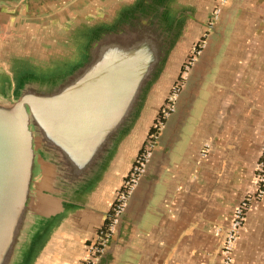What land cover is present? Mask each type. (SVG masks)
I'll return each instance as SVG.
<instances>
[{
    "label": "crops",
    "instance_id": "0c3cea01",
    "mask_svg": "<svg viewBox=\"0 0 264 264\" xmlns=\"http://www.w3.org/2000/svg\"><path fill=\"white\" fill-rule=\"evenodd\" d=\"M201 57L189 75L187 110L161 130L99 264L222 263L217 229L255 192L264 159V0H228ZM139 147L113 160L88 207L63 223L71 250L58 264H81ZM233 264H264V197L247 212Z\"/></svg>",
    "mask_w": 264,
    "mask_h": 264
},
{
    "label": "water",
    "instance_id": "95a60500",
    "mask_svg": "<svg viewBox=\"0 0 264 264\" xmlns=\"http://www.w3.org/2000/svg\"><path fill=\"white\" fill-rule=\"evenodd\" d=\"M23 1L0 0V7ZM152 32L144 41L138 39L143 44L140 53L147 56L141 67L131 65L127 56L119 57L82 86L78 80L92 70L35 87L15 86L0 72V264H58L69 251L71 238L63 223L85 210L102 185L142 89L163 58L166 35ZM138 40L131 35L128 43ZM115 53L94 56L90 63L107 61ZM127 67L141 70L135 71L137 80L125 99H118L110 81ZM46 110H58L65 117L54 121Z\"/></svg>",
    "mask_w": 264,
    "mask_h": 264
},
{
    "label": "flooded vegetation",
    "instance_id": "af4514ba",
    "mask_svg": "<svg viewBox=\"0 0 264 264\" xmlns=\"http://www.w3.org/2000/svg\"><path fill=\"white\" fill-rule=\"evenodd\" d=\"M227 2L27 0L13 6L0 7V72L11 78L15 86L31 84L35 87L73 73L86 75L92 70L85 78L78 80V85L82 86L96 71L119 57L122 60L127 56L132 60L131 65L141 67L147 56L140 53L143 44L139 40L144 41L149 35L146 33H153L154 29L162 31L166 35L163 58L154 76L142 89L139 105L120 136V146L114 156V160H124V156L138 142L140 147L134 162L149 142L154 147L161 130L175 114V101L207 49L211 33L216 31ZM218 7L220 9L216 13ZM173 28L175 30L169 34ZM131 35H136L138 43H128ZM107 51L110 54L116 53L107 61L91 65L90 60L94 56L103 55ZM128 51L134 52L128 54ZM134 68H123L113 76L109 85L113 96L125 99L130 86L137 80L138 75H134L137 69ZM24 77L28 79L24 80ZM176 90L173 109L166 113L165 109ZM186 110L184 108L182 112ZM45 114L54 121H62L65 117L58 110H46ZM126 177L121 185L114 187L107 215L95 230L94 237L101 228L108 225L116 195ZM65 222L71 225L72 217Z\"/></svg>",
    "mask_w": 264,
    "mask_h": 264
},
{
    "label": "built area",
    "instance_id": "2783aa9c",
    "mask_svg": "<svg viewBox=\"0 0 264 264\" xmlns=\"http://www.w3.org/2000/svg\"><path fill=\"white\" fill-rule=\"evenodd\" d=\"M225 0H221V4ZM217 8L216 13L219 12ZM174 98L171 97L165 112H170L173 108ZM153 144L149 142L143 153L137 156L133 162L132 168L125 178L121 189L118 191L115 199L114 209L108 225L101 228L96 236L91 239L86 245V254L81 261V264H99L101 257L106 252L111 239L115 233L118 221L122 213L125 211L128 199L131 193L136 188L140 176L145 171L146 163L152 154ZM210 151V143L206 142L202 148V155L207 156ZM257 189L254 193L246 195L240 203L235 207L230 224L225 228H218L217 232L224 231V239L222 246V263L233 264L234 250L238 239V234L244 225L246 215L252 203L256 200H261L264 197V159L260 160L257 165Z\"/></svg>",
    "mask_w": 264,
    "mask_h": 264
},
{
    "label": "rangeland",
    "instance_id": "374dc122",
    "mask_svg": "<svg viewBox=\"0 0 264 264\" xmlns=\"http://www.w3.org/2000/svg\"><path fill=\"white\" fill-rule=\"evenodd\" d=\"M25 2V1H23ZM21 3V2H20ZM19 4V3H18ZM16 5V4H15ZM202 60V57H200V61ZM191 81H192V76H191V80L189 82V78L187 79L186 81V86L184 87V89L182 90V92L180 93L179 95V98L176 100V94H177V90L172 94L171 97L174 98V101H175V104H176V111H175V115L179 114V112L183 111V107H184V97L187 98V96L189 95V86L191 85ZM133 165V163H132ZM132 165L130 166V169L129 171L131 170L132 168ZM126 171H127V168H126ZM126 173V172H125ZM129 173V172H128ZM128 175V174H126Z\"/></svg>",
    "mask_w": 264,
    "mask_h": 264
}]
</instances>
